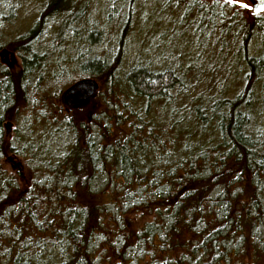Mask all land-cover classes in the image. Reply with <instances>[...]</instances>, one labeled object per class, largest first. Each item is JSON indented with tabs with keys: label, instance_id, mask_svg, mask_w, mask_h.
Here are the masks:
<instances>
[{
	"label": "trees",
	"instance_id": "obj_1",
	"mask_svg": "<svg viewBox=\"0 0 264 264\" xmlns=\"http://www.w3.org/2000/svg\"><path fill=\"white\" fill-rule=\"evenodd\" d=\"M92 1L37 0L12 33L22 3L0 0V53L19 57L0 55V264H264V11L156 0L199 38L190 62L156 41L124 68L138 0H103L123 5L115 38ZM83 77L92 110L58 94Z\"/></svg>",
	"mask_w": 264,
	"mask_h": 264
},
{
	"label": "rangeland",
	"instance_id": "obj_2",
	"mask_svg": "<svg viewBox=\"0 0 264 264\" xmlns=\"http://www.w3.org/2000/svg\"><path fill=\"white\" fill-rule=\"evenodd\" d=\"M21 1V7L19 9L18 17L16 21L11 24L8 28L9 31L12 33H15L17 31H22L25 28H27L30 23L32 22L33 18L36 16L38 10L40 9V6L38 3L33 2V0H20ZM98 3V5L96 4ZM149 0H138L136 4V11H134L133 20L130 23V28L128 31V36L126 40V46L124 50V58H123V67L126 68L129 64H131L135 57L139 53H143L142 57L146 58V50L149 45V43L156 42L159 44V52H162L165 50L167 55H170V53L177 52L181 55L180 58L185 57L183 60L184 63L189 61H186L187 53L192 51V44L194 42H197L199 40L198 37L192 35V30H187L184 27L185 26H176L175 19L172 20L171 17L173 16H180L181 13H177V9H173V6H167L165 7L162 4H159V1L151 0V3H148ZM241 4L248 3L249 7H251V1L250 0H238ZM80 2L76 1V5H78ZM123 5L120 2H116L114 7L112 9L109 8V6L105 3L103 0H97L92 1V5L90 7H94L92 14V19L96 22L97 27H107V31L113 30L114 38L118 33V30L121 26L120 23V16L123 15ZM238 6V4H237ZM162 7L164 9H162ZM141 9V10H140ZM182 9L179 11L181 12ZM176 12V13H174ZM141 14V17H140ZM87 14L84 16L86 17ZM116 16V19L114 17ZM82 17L79 21H77L76 27L79 29V33L77 32V35H80L79 37L82 38L85 36V32L87 27V19ZM88 18V17H87ZM145 18V21L142 23L141 20ZM174 18V17H173ZM86 27V28H85ZM57 28V23H50L47 30V39H51L52 36L55 33V30ZM72 34V31L68 30L65 33V40L68 41L69 38H76ZM82 35V36H81ZM71 36V37H70ZM113 38V39H114ZM109 39L106 42L102 43L100 46L95 48V51H99L100 53L107 50L111 44V40ZM82 42V41H81ZM214 37H210L209 39L206 38L205 40V46L206 50H208V53H210L214 48ZM84 44V41L82 42ZM80 44L81 49H86L85 45ZM68 47V45L66 46ZM7 49V48H6ZM71 51L70 47L65 48V55L63 56V63L69 64L71 59ZM12 52V53H11ZM1 58L3 59L4 63L9 65L12 69L19 66V57L12 51L7 49L6 53L1 52L0 53ZM190 62V61H189ZM68 85H62L61 90L58 91V94H61V91L66 88ZM98 92V91H97ZM97 94V93H96ZM95 94V95H96ZM94 95V96H95ZM61 96V95H60ZM93 96V97H94ZM62 100V98H61ZM90 100V99H89ZM88 100V101H89ZM88 101H85L79 105H77V109L88 107L87 109L92 110V105H88ZM64 103V102H63ZM88 103V104H87ZM64 107V106H63ZM82 110V109H81ZM84 112V111H82ZM23 160L19 157H13L11 161L7 162V166L10 170L14 167H20L23 166ZM140 218L138 215L133 216V222L134 224L139 222Z\"/></svg>",
	"mask_w": 264,
	"mask_h": 264
},
{
	"label": "water",
	"instance_id": "obj_3",
	"mask_svg": "<svg viewBox=\"0 0 264 264\" xmlns=\"http://www.w3.org/2000/svg\"><path fill=\"white\" fill-rule=\"evenodd\" d=\"M258 3L259 0H257V5ZM251 5L252 10L254 11L252 2ZM2 52L6 53L7 49L4 48ZM98 89L99 83L95 78L83 77L64 88L61 91V98L64 104L75 106L91 99L97 93Z\"/></svg>",
	"mask_w": 264,
	"mask_h": 264
},
{
	"label": "snow or ice",
	"instance_id": "obj_4",
	"mask_svg": "<svg viewBox=\"0 0 264 264\" xmlns=\"http://www.w3.org/2000/svg\"><path fill=\"white\" fill-rule=\"evenodd\" d=\"M221 0H216V3H220ZM225 2L229 3V4H234L237 3L238 0H225ZM253 6H254V11L259 14L260 12L264 11V0H259V3L257 5V0H251ZM242 7L244 8H248L249 5L248 3H243L241 4Z\"/></svg>",
	"mask_w": 264,
	"mask_h": 264
}]
</instances>
